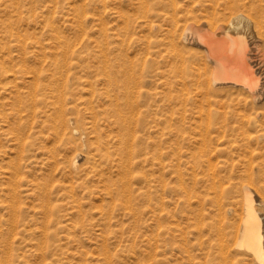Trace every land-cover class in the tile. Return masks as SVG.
<instances>
[{"label": "bare ground", "instance_id": "1", "mask_svg": "<svg viewBox=\"0 0 264 264\" xmlns=\"http://www.w3.org/2000/svg\"><path fill=\"white\" fill-rule=\"evenodd\" d=\"M152 3L138 1L136 27L161 31L157 90L133 60L1 58L0 222H21L28 200L42 227L32 242L0 228V264H115L104 236L86 259L58 232L95 215L102 235L115 221L121 235L147 236L148 213L164 261L169 251L176 264H264V0ZM188 39L202 51L184 57Z\"/></svg>", "mask_w": 264, "mask_h": 264}, {"label": "rangeland", "instance_id": "2", "mask_svg": "<svg viewBox=\"0 0 264 264\" xmlns=\"http://www.w3.org/2000/svg\"><path fill=\"white\" fill-rule=\"evenodd\" d=\"M138 1H142V4L154 7L152 0H0V60L2 58L4 62L8 61L7 63H18L23 59L25 61L27 60V62L38 63L60 60L73 63H79L80 60V63H92L103 58L106 59L108 63L112 64H126L130 60H133L143 66L145 72L147 71V76L145 77L147 83L146 87L157 90L159 87V65L161 64V58L157 51L160 47L159 38L161 31H159L157 27L149 28L144 24L141 27H136L138 22L140 23L139 20L141 15L139 14L141 11L138 8ZM76 8L79 9L78 13L82 11V13L79 14L80 16L76 13ZM151 19L154 20V23L158 22L155 17ZM246 31L248 33V35L246 34L248 41H250V39L252 40V33L248 32V30ZM10 32L13 35H10ZM55 34L58 35L57 38ZM18 37L20 41L21 39H23V41L16 42L15 39ZM144 37H146V39ZM38 40L41 43L38 42ZM23 42L24 44H22ZM193 42L194 41L188 39L183 43L182 55L184 57H189L194 52L200 53L202 51L203 47L197 44L196 41ZM21 45H23L25 49L23 46L21 47ZM22 50L24 53H22ZM21 55L23 56L21 57ZM7 56L9 57L7 58ZM24 56H26V59ZM163 89L165 91L162 97L163 111H166L169 109L166 97L169 94H167L168 92H166L167 90L164 86ZM171 93H174V96L177 95L175 91H171ZM75 157L74 160H76V163H84L85 159L82 153H78ZM167 176L170 179L171 173ZM2 185H5V183L0 180V186ZM3 197L5 198V196L1 194L0 206L4 204ZM253 197L254 202H257L258 196L253 193ZM24 201L23 204L26 203L24 204L25 208L30 213L26 212V217L24 216V219L19 223L15 222L16 225L10 221L5 222L1 220L0 228L2 230V237L8 239L10 236V238L14 237L16 240L24 238L29 240V242H32L34 237H40L38 231H40L42 226H40V228L38 226L41 221L40 219H38L40 222L37 221V223L34 219L32 221L31 202L29 203L28 200ZM97 201L96 203H99ZM169 206L171 207V205ZM91 207L89 211L94 213L95 208ZM7 214V209L0 207V216L5 218L8 216ZM25 220L29 221V225ZM155 222L156 221L150 213L146 214L144 223H146L147 230L146 226L142 227L144 229L141 230L144 232L146 231L145 233L147 236L142 235L130 239L131 237L127 236V232H124L122 235L119 233L120 230L126 229V227H124L125 224H120L115 221H113L112 224L113 228L112 225L110 226L111 232L110 229H106L108 233L104 231L102 235L101 226L97 223V220H95V215H93L92 217H86L85 225H82L78 221L69 222L67 224L68 226H66L69 233L65 229L59 231L58 235L64 237L65 234H68V238L61 237L62 242H67L66 245L71 247L70 249L73 251L79 249L81 255L84 253V256H82L86 259L89 256H96L99 254L98 248H100V245L98 244H101V239L105 237L109 250L115 254V264H176V255L174 253L171 254L169 251L165 254L167 261L163 260L159 240L160 227L155 224ZM9 223H11V225ZM116 223L119 225H116ZM144 223L143 225H145ZM14 226L16 227L15 230L24 226L23 228H25V231H23L22 235L16 234L14 229V231L11 230ZM9 227H11V229ZM8 229L9 231H13V233L9 232ZM70 231L73 232L74 235ZM7 233L9 236L6 235ZM82 248H84L83 251L86 250V253L82 251Z\"/></svg>", "mask_w": 264, "mask_h": 264}]
</instances>
